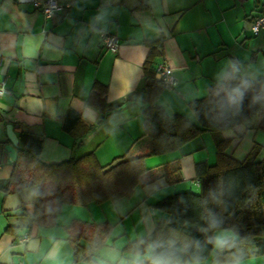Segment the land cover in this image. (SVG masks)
Listing matches in <instances>:
<instances>
[{
    "label": "crops",
    "instance_id": "obj_1",
    "mask_svg": "<svg viewBox=\"0 0 264 264\" xmlns=\"http://www.w3.org/2000/svg\"><path fill=\"white\" fill-rule=\"evenodd\" d=\"M57 1L63 8L45 17L29 2L0 0V79L10 90L0 96V264H87L73 260L68 240L73 220L108 222L91 257L97 264H126L132 253L124 247L147 236L165 215L154 203L173 192L198 191L194 165L215 162V135L203 131L177 150L146 157L148 170L129 196L115 203H66L53 224L40 225L32 219L34 187L4 192L13 169L4 148L10 143L6 125L18 140L21 132L37 135L38 158L45 163L88 152L102 165L122 154L138 157L148 145L142 113L149 104L141 91L147 42H160L154 63H167L176 78L174 86L162 88L156 104L168 117L178 113L194 121L188 102L205 96L231 65L244 78L264 79V33L251 30L264 1ZM103 34L118 38L115 52L103 47ZM94 84L106 86L104 109L86 101ZM69 110L79 119L69 118L67 130L62 120ZM255 119L217 133L230 140L226 153L242 160L255 148L264 157V130L254 128ZM172 164L179 165L180 181L155 177ZM215 234L230 236L223 229ZM202 264L233 263L208 258ZM235 264H264V256Z\"/></svg>",
    "mask_w": 264,
    "mask_h": 264
},
{
    "label": "trees",
    "instance_id": "obj_2",
    "mask_svg": "<svg viewBox=\"0 0 264 264\" xmlns=\"http://www.w3.org/2000/svg\"><path fill=\"white\" fill-rule=\"evenodd\" d=\"M147 45L149 51L143 63L141 88L149 104L142 113V136L148 141L146 151L131 159H124L125 154L115 156L105 165L97 161L93 152L45 163L38 158L41 139L31 132H21L17 159L4 192L34 187L32 219L40 225H51L63 204L86 205L106 200L115 203L129 196L148 170L144 163L146 157L177 150L201 132L208 131L215 135V162L195 163L198 191L173 192L155 202L154 207L165 215L157 220L147 236L128 243L123 251L145 252L148 245L157 244L158 252L171 254L182 264H188L197 255L202 261L210 258L218 263L264 256V157L259 158L254 148L244 159L238 160L225 151L230 140L217 136L218 132L252 117L256 118L254 128L264 130V79L244 78L238 65H231L219 83L208 87L205 96L188 102L194 121L178 113L168 117L156 104L163 88L154 76L160 42L149 41ZM105 92L106 86L94 84L87 103L104 109ZM69 118L77 121L79 115L70 110L66 113L62 123L67 130L71 129ZM155 174L170 183L181 180L178 164ZM109 229L108 222L73 220L68 226L73 260L97 264L91 253L103 243ZM219 229L232 232L224 237L227 244L223 248L210 242Z\"/></svg>",
    "mask_w": 264,
    "mask_h": 264
},
{
    "label": "built area",
    "instance_id": "obj_3",
    "mask_svg": "<svg viewBox=\"0 0 264 264\" xmlns=\"http://www.w3.org/2000/svg\"><path fill=\"white\" fill-rule=\"evenodd\" d=\"M31 3L34 7L41 9L45 17H49L53 12L63 8V4L57 0H20ZM264 1V0H259ZM253 33H264V9L256 16L251 24ZM118 38L113 34L102 35V45L104 48L115 52L118 49ZM154 76L158 79L164 88H171L176 83V78L172 72L171 67L164 61L158 62L155 66ZM10 90L6 85L4 79H0V96L9 94Z\"/></svg>",
    "mask_w": 264,
    "mask_h": 264
},
{
    "label": "clouds",
    "instance_id": "obj_4",
    "mask_svg": "<svg viewBox=\"0 0 264 264\" xmlns=\"http://www.w3.org/2000/svg\"><path fill=\"white\" fill-rule=\"evenodd\" d=\"M210 242L217 248H223L227 244V241L222 236H217ZM158 247L159 245L157 244H150L145 252H133L126 264H182V262L173 255L158 252ZM188 264H202L201 257L199 255L194 256ZM233 264H235V262H233Z\"/></svg>",
    "mask_w": 264,
    "mask_h": 264
},
{
    "label": "water",
    "instance_id": "obj_5",
    "mask_svg": "<svg viewBox=\"0 0 264 264\" xmlns=\"http://www.w3.org/2000/svg\"><path fill=\"white\" fill-rule=\"evenodd\" d=\"M6 133L10 143L6 144L4 148L8 154L10 161L15 162L17 159L16 147L18 146V138L14 133L11 124L6 125ZM227 225H229V223H227Z\"/></svg>",
    "mask_w": 264,
    "mask_h": 264
},
{
    "label": "rangeland",
    "instance_id": "obj_6",
    "mask_svg": "<svg viewBox=\"0 0 264 264\" xmlns=\"http://www.w3.org/2000/svg\"><path fill=\"white\" fill-rule=\"evenodd\" d=\"M224 230V229H223ZM227 232H228V234L229 235H231L232 234V232L231 231H229V230H226ZM217 236H219L218 234H215V237H217Z\"/></svg>",
    "mask_w": 264,
    "mask_h": 264
}]
</instances>
